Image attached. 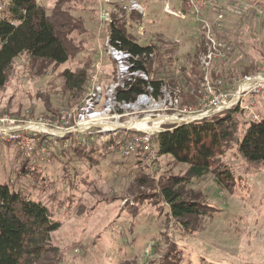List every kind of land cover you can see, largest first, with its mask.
Here are the masks:
<instances>
[{"label":"rangeland","instance_id":"1","mask_svg":"<svg viewBox=\"0 0 264 264\" xmlns=\"http://www.w3.org/2000/svg\"><path fill=\"white\" fill-rule=\"evenodd\" d=\"M38 1L70 58L62 65L28 55L15 60L0 87V118L33 126L25 132L27 149L21 143L24 136L0 139V182L42 202L61 223L51 243L57 264H264V163L249 162L232 143L220 155L231 180L220 182L215 173L189 178L180 191L197 211L178 219L162 187L186 178L188 166L161 154L154 141L160 129L179 124L174 118L206 110V118L220 115L213 114L211 104L201 106L209 86L216 93L234 89L250 65L259 71L247 75L264 73V24L242 11L228 15L219 35L233 49L204 70L199 22L185 0L169 2L170 10H181L184 17L167 14L162 0ZM229 1L218 0V7ZM248 1L264 7V0ZM129 5L143 7L142 13H129ZM114 22L126 26L142 45L155 43L163 52L175 48L166 56L169 69L157 66L155 58L148 75L164 78L158 95L140 103L137 98L115 99L119 57L126 51L111 43ZM193 66L200 71L195 69L197 85L187 83ZM67 72L86 75L83 92L69 91ZM263 95L244 101L255 105L260 118L264 103L260 107L255 99ZM89 99L93 113L84 117L79 113ZM135 115L149 120L154 132L138 133ZM234 116L241 135L252 118L246 112ZM165 118L174 124L163 125ZM145 135L150 137L148 150L137 142L127 151L129 143Z\"/></svg>","mask_w":264,"mask_h":264},{"label":"trees","instance_id":"2","mask_svg":"<svg viewBox=\"0 0 264 264\" xmlns=\"http://www.w3.org/2000/svg\"><path fill=\"white\" fill-rule=\"evenodd\" d=\"M182 6L183 10H187L186 4L182 3ZM126 28L118 22L112 23L111 43L115 47L133 54L153 53L151 62L139 65L148 75L153 74L155 58L157 66L169 69L166 56L175 48L163 52L155 43L142 45L128 35L124 30ZM218 37L221 38L219 34ZM22 55L56 65L67 63L70 58L56 25L38 0H0V87L5 86L15 60ZM195 69L198 70L193 66L187 83L190 80L197 85L200 81V74L195 73ZM244 70L241 76L254 74L258 69L250 65ZM64 76L73 95L83 92L85 74L67 72ZM164 81L162 76H149L150 84L137 79L128 90L118 91V99L133 101L146 91L148 85L158 95L165 85ZM243 113L233 109L168 127L155 137L161 154L188 166L186 178L172 179L171 184L162 187V194L176 218L197 211L195 204L185 200L183 191H180V186L185 185L189 178L201 179L215 173L220 182L231 180V172L220 155L232 143L237 144L238 151L249 162L264 163V117L257 122L248 121L247 128L240 135L239 123L234 115L238 114L240 118ZM60 228L61 223L53 219L42 202L33 200L28 193L14 190L9 182H0V264H57V252L51 243L53 234Z\"/></svg>","mask_w":264,"mask_h":264},{"label":"built area","instance_id":"3","mask_svg":"<svg viewBox=\"0 0 264 264\" xmlns=\"http://www.w3.org/2000/svg\"><path fill=\"white\" fill-rule=\"evenodd\" d=\"M171 0H162L161 3L166 4L165 12L169 15L173 16H181L184 17V12L181 10H170V2ZM189 7L192 10V15L195 17L196 22H199L200 32H201V41L203 42V47L200 50L203 54L202 58V67L204 70H207L210 66L211 62L216 60H223L227 58V56L231 53L233 47L230 43L222 40L218 37L222 29V23L228 15L234 14L237 11H242L247 14H251L257 17L264 24V7L259 5L258 3L248 1V0H231L226 4H221V8L218 7V0H185ZM129 13H133L134 11L141 12V8L137 5H129ZM210 14H214L211 16ZM135 15V14H134ZM144 17V14L142 15ZM126 51V50H123ZM123 53V52H121ZM118 55V54H117ZM123 56V59L121 57ZM122 56L119 57L120 65V75L118 83L115 86V99L118 100V91L119 90H128L132 84L137 79H142L149 83V77L145 70L140 69V64H145L144 61L148 60V58H152L154 56L153 53L148 54H133L126 51ZM236 86L234 89H224L219 91L218 93L214 92L213 89L209 86V93L206 95L204 102L201 103L203 108L209 107L211 104V108L213 110V114H222L227 111L233 109H240L246 112L251 116L252 121H259L261 118L255 111V105H245L244 101L252 96L260 95L264 93V73L259 75H244L239 81H236ZM150 84V83H149ZM114 93V92H113ZM149 96H154V88L151 85H148L145 92L138 95L136 98L138 103L145 101ZM211 97H213L211 101ZM178 101L176 100V103ZM126 103V102H122ZM133 105L132 103L129 106ZM174 105V102L172 103ZM91 100L87 101L86 106L79 113L82 116L90 117L93 113L91 108ZM253 107V108H252ZM89 108V110H88ZM168 109V108H167ZM191 109L195 111L198 110V106ZM183 110L177 109V112H182ZM210 111V110H209ZM209 111H203L204 114L199 112L189 113L188 116H184L182 119L174 118L172 122L177 119L179 124L183 123H191L198 120H202L204 117H208ZM182 114V113H181ZM210 114V115H213ZM137 117V115H135ZM181 117V116H180ZM138 124L135 125V130L138 133L148 134L151 130L149 127V120H145V125L142 119L137 117ZM181 120V122H179ZM170 119H163V125L172 123ZM174 124V123H172ZM177 124V125H179ZM33 125L26 127L17 123V120L10 118H0V139L5 137H13L19 138L24 136V139L21 140L23 148L27 149L29 147V138L25 140V137L28 135L25 133L26 130L30 129ZM106 125L105 127H108ZM99 127V126H97ZM110 127V126H109ZM149 130V131H148ZM166 130L165 128L160 129V131ZM150 131V133H153ZM6 139V138H5ZM150 141V137L145 135L144 137H140L133 142L127 145V151H133L137 142H143L145 144V150H148L150 145H148Z\"/></svg>","mask_w":264,"mask_h":264},{"label":"crops","instance_id":"4","mask_svg":"<svg viewBox=\"0 0 264 264\" xmlns=\"http://www.w3.org/2000/svg\"><path fill=\"white\" fill-rule=\"evenodd\" d=\"M255 101H256V104H258V106L260 105V107H262L263 106V103H264V95L263 96H260V97H257L256 99H255ZM257 106V107H258ZM264 109V108H263Z\"/></svg>","mask_w":264,"mask_h":264},{"label":"bare ground","instance_id":"5","mask_svg":"<svg viewBox=\"0 0 264 264\" xmlns=\"http://www.w3.org/2000/svg\"><path fill=\"white\" fill-rule=\"evenodd\" d=\"M143 125H145V124H143Z\"/></svg>","mask_w":264,"mask_h":264}]
</instances>
